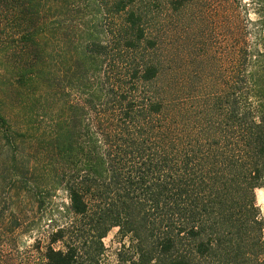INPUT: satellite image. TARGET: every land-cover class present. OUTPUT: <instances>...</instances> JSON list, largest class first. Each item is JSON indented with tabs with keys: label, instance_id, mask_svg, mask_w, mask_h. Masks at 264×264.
<instances>
[{
	"label": "trees",
	"instance_id": "trees-1",
	"mask_svg": "<svg viewBox=\"0 0 264 264\" xmlns=\"http://www.w3.org/2000/svg\"><path fill=\"white\" fill-rule=\"evenodd\" d=\"M157 1L0 0V16L10 15L35 53L19 73L31 107L24 120L0 107V133L27 141L28 170L65 192L83 222L77 240L95 238L96 254L116 227L131 239L132 264H260L247 257L263 237L255 191L264 187V72L254 65L243 75L239 53L235 87L194 81L188 91L172 72L178 50L159 55ZM197 4L163 0L160 20L184 19ZM60 79L67 84L55 107ZM39 81L44 126L33 109ZM64 232L58 227L51 242ZM77 249L49 247L45 264H85L75 263Z\"/></svg>",
	"mask_w": 264,
	"mask_h": 264
},
{
	"label": "rangeland",
	"instance_id": "rangeland-1",
	"mask_svg": "<svg viewBox=\"0 0 264 264\" xmlns=\"http://www.w3.org/2000/svg\"><path fill=\"white\" fill-rule=\"evenodd\" d=\"M157 2L152 7L151 30L161 35L159 55L162 58L167 56L170 48L178 50L180 61L172 72L182 78L188 91L194 81L197 86L200 82H207L214 91L228 85L235 87L241 75L239 53L245 55L241 66L243 75L247 76L254 65L264 72V0H198V7L186 11L184 19L173 13L170 22L160 20L167 8L163 0ZM6 16V19L0 16V107L6 115L13 117L18 112L20 116L17 113L15 117L24 120L31 107H27L24 100L31 91L28 76L22 78L19 73L28 71L35 53L30 44L21 41V28L15 26L9 14ZM37 55L36 60L40 61L42 54ZM240 60L243 62L244 59ZM165 62L169 63L167 58ZM56 83L57 88L53 89L55 107L62 95L58 90L62 91L67 81L60 79ZM260 83H264V75ZM253 85L250 80L243 87L250 90ZM43 86L42 81L35 84L37 103L33 108L42 126L45 124ZM64 91L73 96V91ZM0 129L2 132L5 128ZM6 138L0 133V264H45L49 247L64 253L73 245L78 247L75 263L132 264L127 262L130 256L136 261L138 256L133 254L131 239L119 234L116 227L101 239L102 249L98 254L93 250L97 242L95 238L77 240V227L83 222L68 211L65 192L58 187L46 188L42 175H32L28 170L30 155L26 140L19 135L10 137L14 142L12 147ZM35 182L37 185L31 184ZM255 193L256 204L264 219V187L257 188ZM58 227L65 230L64 238L52 243L51 235ZM259 244L261 247L254 246L247 258L264 264V224ZM242 252L243 255L246 253L245 248Z\"/></svg>",
	"mask_w": 264,
	"mask_h": 264
}]
</instances>
